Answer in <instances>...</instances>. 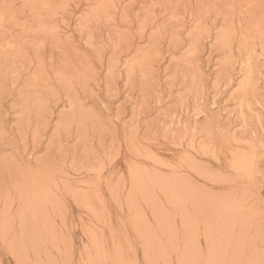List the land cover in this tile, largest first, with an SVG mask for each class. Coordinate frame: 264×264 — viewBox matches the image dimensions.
I'll return each mask as SVG.
<instances>
[{
    "label": "rangeland",
    "instance_id": "obj_1",
    "mask_svg": "<svg viewBox=\"0 0 264 264\" xmlns=\"http://www.w3.org/2000/svg\"><path fill=\"white\" fill-rule=\"evenodd\" d=\"M0 264H264V0H0Z\"/></svg>",
    "mask_w": 264,
    "mask_h": 264
}]
</instances>
